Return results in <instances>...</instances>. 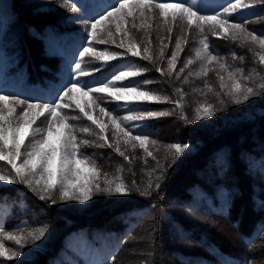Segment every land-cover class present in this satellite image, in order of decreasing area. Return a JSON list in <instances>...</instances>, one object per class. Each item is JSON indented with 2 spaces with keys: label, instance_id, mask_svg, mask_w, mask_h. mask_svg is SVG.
I'll use <instances>...</instances> for the list:
<instances>
[{
  "label": "trees",
  "instance_id": "obj_1",
  "mask_svg": "<svg viewBox=\"0 0 264 264\" xmlns=\"http://www.w3.org/2000/svg\"><path fill=\"white\" fill-rule=\"evenodd\" d=\"M62 2L0 0V77L3 78L0 86L40 101L37 97H47L66 81L68 61L75 58L73 53L81 43L80 37L86 35L82 27L85 14L95 15L92 6L96 0H76L83 12L62 8L59 6ZM257 9H264V5L257 6ZM151 23L150 36H146L142 29H133L132 32L140 41L152 39L153 52L158 56L159 38H167L169 34L165 27L161 29V35L155 28V18ZM186 31L182 29L175 38L170 36L172 43L166 55L174 48L175 39L187 34V43L177 65L181 62L183 65L188 58L194 59L193 48L199 43L195 40L200 38L196 29ZM209 41L210 47L234 68L243 69L245 75L260 74L256 50L252 46H241L213 36H209ZM164 42L168 43V39ZM233 51L241 54L252 67H243L233 60ZM147 66L148 71L141 79L158 81L153 83L157 92L175 101L178 98L175 90L181 89L183 112L188 120L192 103L197 105L208 95L205 81L214 89L219 83V69L215 64L214 76V70L209 71L207 77L187 76L190 69L198 70L199 63H196L185 69L179 80L169 79L167 75L161 77L151 63L148 62ZM248 68H251L249 72L246 71ZM259 82L257 78L255 83ZM227 102L225 110L213 116L217 126L210 134L191 128V124L180 119L179 111L171 103L173 114L164 121V136L167 134L173 139L175 132H181L182 140H190V143L196 140L199 145L194 152L182 155L171 168H167L170 156L156 157L165 165L168 175L161 188L154 190L149 197L135 192L128 196H94L86 205L68 202L49 206L45 212L44 203L22 185L0 187V210L5 213L3 225L8 231L19 234L17 225H36L37 219L49 221V232L45 239L37 242L39 247L26 244L21 258L4 264H19L21 259L24 264H57L61 260L83 264V259L74 251L80 246L82 236L92 241L104 255L114 254L115 264H215L206 256L208 254L218 263L236 264L240 261L225 255L213 238L218 217L230 218L245 243L253 246L246 264H264V238L248 243L264 222V207L261 206L264 201V111L251 119L234 121L232 110L236 106ZM257 104L256 107L264 108L263 103ZM149 122L153 127L146 131L155 137L161 128L160 123L156 119ZM95 148L97 150L93 153L101 155V158L97 156L101 171L110 177L122 175L129 185L134 179L141 189L145 187L146 172L155 167L156 160L148 157L145 163L144 152L136 148L140 153L128 154L136 157L129 165L112 149ZM139 157L145 166L142 184L137 177ZM121 164L124 171L117 173ZM225 193L228 194L227 202ZM21 202L27 207L21 208ZM153 241L155 252L149 255V244ZM4 243L6 247H16L12 241Z\"/></svg>",
  "mask_w": 264,
  "mask_h": 264
},
{
  "label": "snow or ice",
  "instance_id": "obj_2",
  "mask_svg": "<svg viewBox=\"0 0 264 264\" xmlns=\"http://www.w3.org/2000/svg\"><path fill=\"white\" fill-rule=\"evenodd\" d=\"M259 5H264V0H223L218 8L208 13L206 0H200L199 3L197 0H96L92 6L95 15L86 13L83 20L86 35L80 37L81 43L73 53L77 58L68 61L66 81L59 88L47 97H37L40 102H36L28 95L0 86V161L3 162L0 163V182H3L0 187L22 185L44 203L45 212L49 206L68 202L86 205L94 196H128L133 192L142 197L151 196L167 179V168L175 165L191 146L179 141L161 144L151 138L152 134L146 131L151 126L145 122L170 116L173 112L148 108L145 104L174 103L180 119L189 124L193 121L188 120L183 112L184 94L180 88L175 90L178 96L175 101L148 88L147 85L158 81L135 79L143 76L148 69L134 64L128 57L148 61L161 77L167 75L169 79L174 74L179 79L181 73L197 61L198 70L190 69L187 76L207 77L211 70L209 65H217L220 91L214 92V95L220 107L201 103L195 109L197 121L225 110L226 104L221 93L234 105L246 104L252 97L264 94V76L258 72L245 75L243 69L227 63L218 51L210 47L209 35L231 40L241 46L259 48L260 52L255 55L258 56L259 65L264 66V31L248 27L253 22L264 20V9L258 10ZM59 6L71 12H83L76 0H63ZM157 14L162 21L160 27H166L169 33V37L159 38L158 56L153 52L155 45L152 39L140 41L132 32L133 29H143L146 36H150L151 21ZM169 18L173 22L186 23L189 30L194 28L201 36L200 47L194 50L195 59L188 58L179 69L177 62L187 43V34L183 38H176L170 55H166L172 43L170 36L173 31L168 26ZM165 39H168V43L164 42ZM102 44L113 45L122 51L96 47ZM248 50L251 52L252 48ZM231 55L233 60L244 59L234 51ZM113 61L117 63H110ZM88 62H92L93 66L85 67ZM165 63L166 68L161 66ZM187 76L184 77L185 81ZM257 78L259 83H255ZM204 88L207 92H213L207 81ZM109 103H115V107H107ZM68 109L71 111H66ZM76 109L82 115H76ZM120 110H123V114H119ZM102 116L107 117V122L101 119ZM82 118L91 121L95 128L72 123ZM108 131L111 132L110 136ZM88 136H95L96 139L89 140ZM148 145L155 151L163 148L167 156L171 157L167 168L153 155ZM91 147L110 148L129 165L136 157H129L126 152L139 147L144 151V162L147 163V158L152 157L156 165L146 172L148 180L141 189L134 179L129 185L122 175L110 177L102 173L97 165L99 154L83 151ZM123 171L124 166L121 164L117 167V173ZM225 200L228 201L227 193ZM261 206L264 207V201H261ZM20 207L27 206L21 202ZM4 215L3 210H0V264L21 258L26 244L39 247L37 242L45 239L49 232V221L39 219L36 225H17L19 234L8 231L3 225ZM261 232H264V222L248 243L264 238ZM4 241L14 242L16 247H6ZM74 251L83 259V264H115L114 254L104 255L86 236L81 237V244ZM154 252L153 241L149 244V255ZM19 264H24V261L21 259ZM57 264H79V261L61 260Z\"/></svg>",
  "mask_w": 264,
  "mask_h": 264
},
{
  "label": "rangeland",
  "instance_id": "obj_3",
  "mask_svg": "<svg viewBox=\"0 0 264 264\" xmlns=\"http://www.w3.org/2000/svg\"><path fill=\"white\" fill-rule=\"evenodd\" d=\"M199 2H200V0H197V3H199ZM206 3L209 5V7L207 9V12L211 13L214 8H218L219 5L221 3H223V0H206ZM169 11H171V9H169ZM137 23H139V21H137ZM155 24H156L155 28H157L159 30V32L161 33V35H163V30H161V29L165 28V27H160V25H162V21L160 20L158 14H157V16L155 18ZM168 26L172 27L173 31L171 33V37L174 36V38L179 36L178 33L181 32L182 29H184L185 31L188 30L186 23H182L180 21L173 22L171 20V18H169ZM82 27H83V30L85 31L86 25L84 24V26H83V24H82ZM248 27H249V29L256 30V31H264V20H261L259 22H253V23L249 24ZM165 29L167 30V28H165ZM193 29H191V30H193ZM209 36H211V35H209ZM199 37L201 38L200 34H199ZM200 38H195V40H197V42H199ZM215 38H217V37H215ZM228 41H230V40H228ZM249 46H252V45H249ZM96 47L99 48V49L111 48L112 50H115V51H118V52L122 51L121 49L115 48L113 45H110V44L96 45ZM198 47H200L199 43L197 44V47H194L193 49L195 50ZM252 47H253V49L256 50V53L260 52L259 48L255 47V46H252ZM167 55H170V53L167 54ZM236 55L238 57H242L241 54L240 55L236 54ZM256 57H257L256 61L258 63V56H256ZM75 58H77V57H75ZM128 59L133 60L134 64H136L138 66H141V67H144V68L148 67L147 66L148 65V61L140 60L138 57H128ZM194 59H195V55H194ZM110 63H117V62L113 61V62H110ZM197 63H199V61H197ZM237 63L239 65H243V67H250L251 66V64H248L245 59H243V61L237 59ZM258 65H259V63H258ZM92 66H93L92 62H88V63L85 64V67H92ZM163 66L166 68L167 67L166 63L163 64ZM182 66L183 65H182V62H181L179 65H177V69H179ZM209 68L211 69L210 70L211 72H212V70H214L213 75H212V76H214L216 68L213 65H209ZM250 70H251V68H248V70H246V71L249 72ZM259 72H260L261 76H264V66H260ZM210 76H211V74H210ZM142 77L143 76L137 77L135 79L142 80L141 79ZM173 77L175 78V80H179V79H177L175 77V74L173 75ZM147 87L152 89V90H154V91H156L154 86H153V84L147 85ZM212 89H213V92H207L208 95L207 94L205 95V99H202V100L199 99L202 102L198 101L197 105H196L195 102L192 103L191 111L189 113L190 114L189 115L190 116L189 119L193 121V123H190L191 124V128H195L196 131L204 132V133H207V134L213 133L216 130V126L217 125H216L215 117L212 116V117H210L208 119L197 121V120H195V109L201 103H205V102L212 103V104L214 103L215 106L216 105H220L218 103L217 97L214 95V92H219L220 91L219 83L217 84V87L215 89L214 88H212ZM221 97L225 100V102L228 101L227 103H230V105L232 107L236 106V108H234L232 110L233 111L232 112L233 116H235L232 119L234 121H237L238 119H241V120L242 119H249V118L251 119V117L258 116L264 111V108L256 107L258 105L257 103H259V102L263 103L262 105H264V97H260V96L252 97L246 104H242V105H234V104H232L228 97L223 96V93H221ZM108 99L110 100L111 98H108ZM84 100L86 101L87 98H84ZM36 102H40V101H36ZM253 102H254V104H253ZM106 106L110 107V108H114L115 107V103H109ZM145 107L156 109V110H169V111H172L171 110L172 105L169 104V103H163V104L147 103V104H145ZM66 111H71V110L68 109ZM75 114L76 115H82L79 112L78 109H76ZM119 114H123V110H120ZM94 115H95V113H94ZM236 115H238V116H236ZM167 117H161V119H159V118L157 119L156 118V121H159L161 128H160V130L157 133L158 135L155 136V137H151V138L157 139L158 141L161 142V144H167V143H172V142H176V141H179L181 143L189 144L191 146V149L190 150H186V154L187 153H192L195 150H197L199 143L196 140H193V142H191L193 144L190 143V140H182L183 138H181V135H180V134H182L181 132H175V136H174L173 139L170 138V136L167 135V134L164 136L163 128L166 127V125L164 126V121L167 119ZM228 118L230 119V117H228ZM41 119H43V118H41ZM101 119H103L105 122H107V117H103L102 116ZM161 122H162V124H161ZM72 123L77 124L78 126L91 125V121H88V120L83 119V118L81 120H78V121H73ZM145 123H147V124H149L151 126L149 128L153 127L150 124L149 121H146ZM91 126L93 128H95V125H91ZM137 131H139V129H137ZM107 134L110 136L111 132L108 131ZM81 135H83V134H81ZM87 139L94 141L96 138H95V136H88ZM26 143H27V141H26ZM148 147H149V150L153 152V155L155 157L160 155V156H162V158H165V157L168 158V156L164 152L163 148H161L160 151H155V149L151 145H148ZM105 148H107V147H104L103 149H105ZM87 149H89V148H85V151L87 153H90V154L97 150L95 147H91L90 150H87ZM108 149H110V148H108ZM121 149L124 150V145L123 144H121ZM137 149L143 151V149H140L139 147H137ZM133 153L136 154V153H140V152L139 151L137 152L136 148L134 150L129 149L126 152L127 155L128 154L132 155ZM98 157L101 158V155H98ZM151 159H152V157H151ZM139 160H141L140 157H139ZM0 163H3V162L0 161ZM97 165L99 167L100 164H97ZM137 167H138V171H139V176H137L138 179H139L138 182L140 184H142V183H144V179H145V177H144V174H145L144 173V171H145L144 167L145 166H143L142 160L139 161V164H138ZM101 172L104 173L105 171L102 170ZM2 183L3 182H0V184H2ZM213 238H215V240L217 241L218 246L223 250L225 255L229 256L231 259H236V260L240 261V262H236V264H246V262L248 263V255L251 253L253 246L252 245L249 246V245H247L245 243V241L242 239V237L240 235V232L238 231V229L236 228L234 223H232L230 218H227V217L226 218H221V217L216 218V225H215V231L213 232ZM206 256L210 260L214 261L215 264H221V263L216 262L215 257H213V256H211L209 254L206 255Z\"/></svg>",
  "mask_w": 264,
  "mask_h": 264
}]
</instances>
